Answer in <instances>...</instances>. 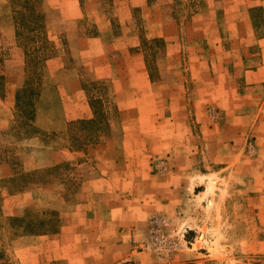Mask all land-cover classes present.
<instances>
[{
  "label": "rangeland",
  "instance_id": "rangeland-1",
  "mask_svg": "<svg viewBox=\"0 0 264 264\" xmlns=\"http://www.w3.org/2000/svg\"><path fill=\"white\" fill-rule=\"evenodd\" d=\"M240 1L38 0L46 19L44 35L51 43L41 45L42 53L52 55L43 69L36 120L31 123L16 106V91L25 81V50L17 42L12 1L0 0V57L4 60L0 63V75H6L10 85L6 98L0 97V264H20L15 258L23 254L17 249L33 237L20 229L15 218L27 215L41 219L53 214L60 219L61 229L62 210L73 208L82 182L96 175L90 168L95 161L94 152L110 143L120 144L124 128L144 129L142 142L152 148L161 144L168 151H178V156L167 153L155 159L154 175L176 171L174 163L184 161L188 154L189 159L179 171L199 176L213 173L223 165L216 161L225 160L230 152L216 144L225 132L214 134V130L219 128L224 115L221 108L208 103L205 115L198 118L196 102L213 89L219 74H228V80L238 85L237 96L242 94L244 68L254 64L247 55L264 47V8L250 9ZM90 95L109 99L116 106L118 117L111 120L109 135H101L98 142L87 144L82 150H73L75 136L80 145L85 143L78 122L93 118ZM123 96L132 98L131 103L123 106L125 113L142 118L124 120L119 105ZM84 101L92 117L70 120L71 115L84 112ZM245 103L241 112L250 115L249 111L257 109L255 101ZM108 106L107 111L113 113L112 106ZM226 134L229 138L230 134ZM243 143L245 160L255 155L249 132ZM62 149H69L72 155L63 163L54 164L53 152ZM26 174L33 183L25 191L11 194L16 186L9 179ZM249 178L237 182L232 179L227 189L230 198L222 204L213 201L215 177L210 178L207 191L204 186H195L196 196L206 197L210 193L212 198H202L194 209L200 225H226V241L236 240L240 255L246 257L242 264H260L263 259L250 254L243 244L246 234L230 230L236 221L244 227L251 224L252 218L244 210L249 204L245 194ZM26 193L32 195V200L21 215L11 216L7 204L10 200H5ZM221 209L224 215L220 214ZM235 210L237 216L233 214ZM156 217L164 221L163 234L180 246L169 258L147 248ZM208 234L205 228L194 231L185 221L176 223L156 213L149 220L141 250L170 264L176 254L192 248L194 243L197 247L207 245L214 252L210 239H219L224 233H214L206 242Z\"/></svg>",
  "mask_w": 264,
  "mask_h": 264
},
{
  "label": "crops",
  "instance_id": "crops-1",
  "mask_svg": "<svg viewBox=\"0 0 264 264\" xmlns=\"http://www.w3.org/2000/svg\"><path fill=\"white\" fill-rule=\"evenodd\" d=\"M240 2L241 5L247 3L250 9L259 6L264 8V0ZM7 18L8 24H11V12H8ZM262 42L264 44V38ZM247 58H251L254 64L244 68L242 94L237 96L238 85L228 80V74H219L214 79L215 86L211 88L213 91H208L196 102L198 118L205 115L208 103L221 108V115H224L214 134L225 132V137H219L218 139L222 141L216 146L218 148L225 146L230 153L226 155L225 160L216 161L223 164L218 170L199 176L195 172L190 174L179 171L189 159L188 154L184 161L180 159L181 162L177 160L176 164L174 163L176 171L166 175H154L152 174L156 167L154 160L167 153L172 157L174 154L178 156V151L173 149L168 151L161 144L157 148H152L142 142L144 129L124 128L120 144L110 143L108 147L94 152L95 161L90 168L92 174L96 175L82 182L73 208L68 206L62 210L60 231L57 234L27 238V245L17 249V252L23 255L17 256L16 262L167 264L156 254L141 250L150 218L156 213H162L176 223L187 222L194 231L205 228L209 233L206 242H209L208 237L212 234L224 233L219 239L211 237L210 243L213 244L214 252H210L207 245L197 247V243H194L192 248L176 254L170 264H242L246 257L240 255L236 240L226 241L225 235L229 231L225 229L226 225L221 223L200 225L201 220L196 218L195 205L202 198L205 201L210 200L212 196L210 193L206 197H203V194L196 196L195 186H204L207 191L210 178L215 177L217 180L213 197L215 204L217 200L221 203L230 198L227 189L232 179L237 182L243 177L244 179L250 177L249 186L245 191L249 204L244 210L252 218L251 224L244 227L242 223L236 221L230 230L244 232L246 235L242 239L243 244L249 248L250 254L262 258L260 264H264V47L257 53L247 55ZM51 62L48 63V68ZM79 95L84 96L82 93ZM10 98L13 99V94ZM131 100L130 97L124 99V96L119 100L124 120L142 118L140 115L132 116L125 113L123 106H126L127 102L131 103ZM250 100L256 102L257 109L253 113L249 111L248 115L241 111L244 108V101L248 104ZM82 108L84 112L75 117L71 115L70 120L92 117L86 101L82 102ZM248 132L255 147V155L244 160L246 145L243 140ZM226 133L230 134L229 138ZM232 142L235 144H231ZM69 155H72L69 149L54 151L52 154L54 164L63 163ZM194 177L203 179L202 183ZM196 182L197 185H194ZM32 198L31 194L26 193L6 199V202L10 200L7 202L10 215H21ZM238 210L234 211L235 216L238 215ZM240 210L242 211L241 208ZM220 214L224 215L223 209L220 210Z\"/></svg>",
  "mask_w": 264,
  "mask_h": 264
},
{
  "label": "trees",
  "instance_id": "trees-1",
  "mask_svg": "<svg viewBox=\"0 0 264 264\" xmlns=\"http://www.w3.org/2000/svg\"><path fill=\"white\" fill-rule=\"evenodd\" d=\"M14 9L16 26V38L18 45L25 50V81L16 91V106L20 115L26 117L28 122L36 120V103L40 96L39 87L43 81V69L46 61L52 54L42 53V47L51 44L44 35L45 16L40 12L38 0H11ZM42 45V47H41ZM4 60L0 57V63ZM9 81L6 75H0V97L6 98ZM108 105L112 106L113 113L107 111ZM90 106L93 118L78 122L82 127V137L85 143L80 145L79 137L75 136L76 145L73 150H82L83 146L98 142L101 135H109L111 131V120L118 117L116 106L109 99L90 95ZM30 128L34 126L29 125ZM34 129V128H33ZM85 132V133H83ZM14 190L11 194L20 193L29 188L33 183L30 175H19L9 179ZM20 223L19 227L26 235L43 236L57 234L60 231V219L50 215L48 218L31 219L29 216L15 218Z\"/></svg>",
  "mask_w": 264,
  "mask_h": 264
},
{
  "label": "built area",
  "instance_id": "built-area-1",
  "mask_svg": "<svg viewBox=\"0 0 264 264\" xmlns=\"http://www.w3.org/2000/svg\"><path fill=\"white\" fill-rule=\"evenodd\" d=\"M164 221L161 218H155L152 222L151 239L152 241L147 245V248L162 253L169 258L173 253L180 249V246L168 239L163 234Z\"/></svg>",
  "mask_w": 264,
  "mask_h": 264
}]
</instances>
